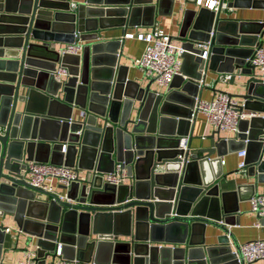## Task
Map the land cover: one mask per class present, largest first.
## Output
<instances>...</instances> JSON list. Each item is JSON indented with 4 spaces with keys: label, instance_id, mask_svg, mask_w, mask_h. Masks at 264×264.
Instances as JSON below:
<instances>
[{
    "label": "water",
    "instance_id": "water-1",
    "mask_svg": "<svg viewBox=\"0 0 264 264\" xmlns=\"http://www.w3.org/2000/svg\"><path fill=\"white\" fill-rule=\"evenodd\" d=\"M153 1L0 0V259L11 217L37 239L38 264L50 255L55 260L59 245L74 264H241L230 229L239 208L221 198L219 185L206 180L201 168L222 146L232 151L237 145L246 150L248 174L264 182V74L248 62L260 33L248 31L254 23L222 17L224 9L240 6L238 0L217 13L194 10L175 37L192 71L184 62L165 90L153 87L155 78L145 84L123 74V41L90 34L153 24L139 20L155 10L148 5ZM257 2L264 6V0ZM205 11H211L209 19ZM110 17L118 18L115 24L105 23ZM256 24L264 27L263 21ZM77 40L88 41L82 54L50 48ZM58 67L68 71L61 80ZM211 71L231 74V83L246 78L244 93L234 96L254 115L241 121L235 138L216 130L211 147L191 149L189 143L185 151L180 138L191 133L196 98ZM31 160L98 172H112L124 160L134 181L82 179L62 200L29 184ZM208 227L222 231L216 243H207Z\"/></svg>",
    "mask_w": 264,
    "mask_h": 264
},
{
    "label": "crops",
    "instance_id": "crops-1",
    "mask_svg": "<svg viewBox=\"0 0 264 264\" xmlns=\"http://www.w3.org/2000/svg\"><path fill=\"white\" fill-rule=\"evenodd\" d=\"M74 5L78 3H83L85 0H70ZM229 3L233 0H225ZM239 7H228L222 11V17L236 19L240 21H248L254 24H249V32H259V45H264V27L262 25L256 24V22H264V6L262 4H253L255 0H238ZM257 3H261V0H256ZM150 6H155V10L150 9L145 11V14L139 18V20L144 23L152 20L153 24H144L140 26H112L108 28H98L96 31L90 32V34H99V38L102 40H116L119 39L123 41L122 45V55L120 61L122 66H124V73L129 79L132 80H149L144 76L143 71L134 65V60L141 57L146 43L137 38H125L126 32H150L154 28L164 30L172 36L173 43L177 45H182V42L175 37L180 33L183 21L186 17H191L194 10L201 11L204 6L198 5L194 0H183L177 1L172 4L168 0H154ZM214 11V10H212ZM209 12V13H207ZM211 11H205L203 13L206 19L210 18ZM216 12V11H215ZM217 13V12H216ZM118 18L110 17L105 19L106 24H115ZM252 39V38H251ZM251 39H246V42L251 41ZM83 46L88 43L87 40H80ZM66 44L64 43H50V48L59 49ZM258 45V46H259ZM256 46L255 49L258 47ZM83 53V48L78 54ZM185 62V69L187 72L192 71L193 63L183 57V63ZM258 72L259 69L257 70ZM237 74H240V70H236ZM229 75V74H226ZM226 75L220 77L216 72H209L203 91L200 93V97L204 100H211L218 92H228L231 95L242 94L243 83L246 78L238 76L234 83L230 82V79L226 78ZM65 78V75H62ZM142 78V79H140ZM161 86L162 88L168 87L167 85H161L157 81L155 87ZM241 100L239 97L234 96ZM243 101V99L241 100ZM79 111L75 110L74 114H78ZM50 128L52 126L50 125ZM218 129L208 121V117L204 113H198L193 119V124L191 126L190 134V148L191 149H201L205 147H211V135ZM47 135H51L49 132ZM221 137L227 139L235 138L236 133L231 131H220ZM222 151L220 153H215L211 158L205 162L201 171L205 173L204 178L206 180L215 179L214 184L219 185V192L225 195V199L230 203V206L238 207L239 212L236 216V222L234 225L230 226L232 233L234 234L235 243L241 245L244 242L264 239V226H257L258 222L264 223V219H259L257 214L252 210L251 199L257 192H264V182H257V180L248 174L247 168H240V162L243 157L239 155V146L233 145L232 151L228 150V146H222ZM256 149L252 148V153ZM222 160H225L223 163ZM80 168V167H79ZM96 170H88L80 168V176L82 179H91L100 175L101 177L106 172L95 173ZM134 181L133 178H126V184H130ZM58 192H64V189L56 187ZM46 198V197H43ZM6 225L10 227V231L6 235L3 247H2V257L1 260L5 264H17L20 261H25L29 255L32 256L36 262L39 261L37 257V239L31 235L29 232L21 231L18 226L11 220V217H7L5 220ZM1 222V219H0ZM222 231L216 228L208 227L207 229V243H216V237L221 235ZM211 235V236H210ZM234 244V242H232ZM165 245V243H162ZM160 244V245H162ZM234 249L236 246L233 245ZM53 257L47 256L46 264H52ZM67 264H73L68 262ZM249 264V263H248ZM253 264H264V261H259Z\"/></svg>",
    "mask_w": 264,
    "mask_h": 264
},
{
    "label": "built area",
    "instance_id": "built-area-1",
    "mask_svg": "<svg viewBox=\"0 0 264 264\" xmlns=\"http://www.w3.org/2000/svg\"><path fill=\"white\" fill-rule=\"evenodd\" d=\"M183 0H174V2ZM198 5L219 12L227 7L226 1L223 0H197ZM213 34V32H212ZM125 38H137L146 43L145 50L141 57L134 60V65L138 66L147 79L155 78L161 85H170L175 76L182 74L183 55L187 51L182 45L173 43L172 36L164 30L154 28L150 32H126ZM210 43L203 45L201 56L204 59L209 58ZM83 48L80 40L74 43L66 44L59 49L63 54H78ZM248 62L259 69L264 74V45H259L254 54L248 58ZM56 77L68 73L65 67H58ZM231 74L226 75L230 79ZM204 113L208 117V121L220 131H231L236 134L240 132V123L242 120L251 117L254 113L244 109L243 101L232 96L228 92H218L211 100H204L200 96L196 98V105L193 116ZM80 114L84 115L85 110H80ZM191 134V133H190ZM190 134L181 136L180 147L187 151L189 149ZM62 152H67V144H63ZM240 168H247L245 160L246 150L239 151ZM184 160L185 156L180 155ZM224 163L225 160H222ZM95 173H98L97 171ZM25 175L29 184L34 187L41 188L50 194L56 195L64 200L67 198V192L72 184L82 180L80 176V168L78 166H70L66 164H55L52 162H41L31 160L26 163ZM105 182L115 185L124 184L126 178L129 177L126 162H116L112 172H106L102 176ZM56 187L64 189L60 193ZM252 210L257 214L259 219H264V192H257L251 199ZM257 226H264V223L258 222ZM62 246L56 249V259L52 264H67L69 261L62 257ZM238 261L241 264H253L264 261V239H255L247 241L239 245ZM0 264H5L0 259ZM17 264H38L31 255L25 261ZM74 264V263H73Z\"/></svg>",
    "mask_w": 264,
    "mask_h": 264
},
{
    "label": "rangeland",
    "instance_id": "rangeland-1",
    "mask_svg": "<svg viewBox=\"0 0 264 264\" xmlns=\"http://www.w3.org/2000/svg\"><path fill=\"white\" fill-rule=\"evenodd\" d=\"M140 79H142V78H140ZM142 82L146 84L148 81L147 80H142ZM156 85H157V82H155L153 84V87H155ZM164 90H165V88H164ZM55 131H56V128L54 129V133H55Z\"/></svg>",
    "mask_w": 264,
    "mask_h": 264
}]
</instances>
